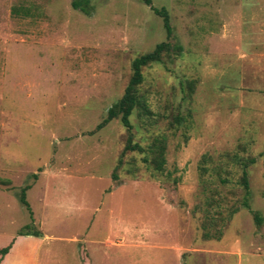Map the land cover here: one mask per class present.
Segmentation results:
<instances>
[{
	"label": "rangeland",
	"instance_id": "374dc122",
	"mask_svg": "<svg viewBox=\"0 0 264 264\" xmlns=\"http://www.w3.org/2000/svg\"><path fill=\"white\" fill-rule=\"evenodd\" d=\"M72 2L83 6L0 0V237L18 243L11 263L264 264V0H151L168 12L169 39L143 0H90L89 14ZM160 42L182 51L142 70L146 110L130 117L144 149L165 137L159 173L123 152L119 119L96 127L132 61Z\"/></svg>",
	"mask_w": 264,
	"mask_h": 264
},
{
	"label": "trees",
	"instance_id": "16d2710c",
	"mask_svg": "<svg viewBox=\"0 0 264 264\" xmlns=\"http://www.w3.org/2000/svg\"><path fill=\"white\" fill-rule=\"evenodd\" d=\"M89 1L90 0H82L83 6L79 5L76 2H72V7L77 9L81 8V11L85 14H89ZM143 3L150 7L153 13L161 18L162 25L165 30L166 37L169 39L172 36V28L170 26V18L168 12L165 8H155L151 5V0H143ZM182 51V46L179 44H172L170 42H160L155 45L153 50L150 52L144 53L138 57H136L131 63L132 74L130 76L129 82L124 89L123 95L121 98L115 102L106 113V117L104 120L97 125V129L104 127L111 120L119 119L122 126L127 131V141L126 145L123 149V152H139L145 154L142 159V162L148 169H152L156 172H162L164 170V166L166 163L165 159V148H166V139L164 136H157L154 138L152 143L144 149L138 142H133L132 140V125L130 122V117L133 112L137 109H141L143 111L146 110L145 100L143 96L139 93L138 87L143 82V74L142 70L154 63H160L162 61V57L164 54L168 55L170 53L180 54ZM178 122V121H177ZM254 161L251 159L247 161L242 166V175L240 178V184L242 185L245 191V197L243 201V205L248 208V195H249V183H248V175H247V167L249 164H252ZM112 178L116 179L115 173L112 174ZM29 186H25L21 189L19 195L20 203L30 212L29 205L26 201V191L29 189ZM235 212L233 210L230 214L232 215ZM254 220L259 223L260 219L257 213L253 215ZM28 225L24 227V230H27ZM24 232V231H23ZM20 232L18 235H28L27 233ZM34 237H39L40 233L35 232L31 234ZM12 246V242L5 247L0 248V259H3L6 256Z\"/></svg>",
	"mask_w": 264,
	"mask_h": 264
},
{
	"label": "crops",
	"instance_id": "0c3cea01",
	"mask_svg": "<svg viewBox=\"0 0 264 264\" xmlns=\"http://www.w3.org/2000/svg\"><path fill=\"white\" fill-rule=\"evenodd\" d=\"M27 237H30V239L32 241H34L37 237H31V236H27ZM12 242V246H11V249L9 251V253L4 256L3 258V261H2V264H12L11 263V260L13 259L12 258V251L14 250V248L18 245V243L16 244V242L14 241V237H6V236H1L0 237V248L1 247H5L7 246L8 244H10ZM15 242V243H14ZM27 258V257H26Z\"/></svg>",
	"mask_w": 264,
	"mask_h": 264
}]
</instances>
